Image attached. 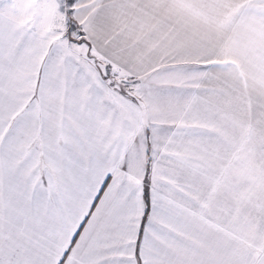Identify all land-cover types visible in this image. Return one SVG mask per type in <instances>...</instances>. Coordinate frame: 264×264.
Wrapping results in <instances>:
<instances>
[{
  "label": "snow or ice",
  "instance_id": "1",
  "mask_svg": "<svg viewBox=\"0 0 264 264\" xmlns=\"http://www.w3.org/2000/svg\"><path fill=\"white\" fill-rule=\"evenodd\" d=\"M0 264H264V0H0Z\"/></svg>",
  "mask_w": 264,
  "mask_h": 264
}]
</instances>
